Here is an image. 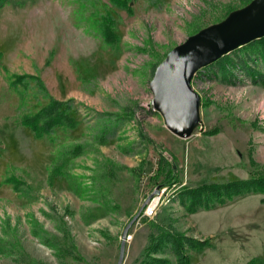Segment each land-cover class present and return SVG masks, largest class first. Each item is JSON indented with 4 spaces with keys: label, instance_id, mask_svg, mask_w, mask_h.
I'll return each instance as SVG.
<instances>
[{
    "label": "rangeland",
    "instance_id": "374dc122",
    "mask_svg": "<svg viewBox=\"0 0 264 264\" xmlns=\"http://www.w3.org/2000/svg\"><path fill=\"white\" fill-rule=\"evenodd\" d=\"M127 1L129 10L109 0L0 5V264H116L121 232L141 207L121 264H155L146 247L158 224L205 240L186 249L187 264H264L262 194L194 210L178 196L264 174V83L237 66L248 48L230 51L225 70L214 62L194 75L200 124L190 137L171 133L149 105L148 83L167 51L250 0ZM104 14L114 44L100 35ZM246 57L264 77L263 59ZM10 73L36 74L47 93L73 98L76 125L34 136L19 120L45 105L47 93L34 80L10 87ZM165 168L175 181L160 187ZM9 175L20 189L3 182ZM152 255L178 264L168 247Z\"/></svg>",
    "mask_w": 264,
    "mask_h": 264
},
{
    "label": "water",
    "instance_id": "95a60500",
    "mask_svg": "<svg viewBox=\"0 0 264 264\" xmlns=\"http://www.w3.org/2000/svg\"><path fill=\"white\" fill-rule=\"evenodd\" d=\"M262 36L264 0H250L169 49L154 67L148 83L152 92L149 105L161 114L165 127L177 137H190L200 124L201 98L191 85L196 72L222 55ZM158 192L159 189L152 191L143 204ZM139 211L121 232L116 264H121L123 260L128 229L137 219Z\"/></svg>",
    "mask_w": 264,
    "mask_h": 264
},
{
    "label": "trees",
    "instance_id": "16d2710c",
    "mask_svg": "<svg viewBox=\"0 0 264 264\" xmlns=\"http://www.w3.org/2000/svg\"><path fill=\"white\" fill-rule=\"evenodd\" d=\"M6 0H0V5ZM116 6H121L130 9L127 5V0H109ZM113 19L110 14H104L100 19V35L105 44H114L116 35L112 29ZM240 47L248 48V58L251 61L256 60V56H259L264 61V36L254 39ZM238 47V48H240ZM228 54V53H227ZM227 54L222 55L215 60L221 66V70H225L226 66L234 64L233 59L229 58ZM241 57L238 68L248 73L252 80L255 82L258 78H262L264 83V77L262 73L255 67L254 64H250L247 57ZM212 62V63H214ZM9 76V77H8ZM8 85L12 88L17 86H26L28 80H34L36 85L47 93L43 80L36 74L29 73H10L7 75ZM48 100L45 105L40 107L33 113H25L20 117L19 123L28 127L33 135L41 137L44 134H50L54 127L61 126L66 128H72L76 125V119L71 114L73 98H67L61 100L55 98L51 94L47 93ZM161 163L164 158L162 153ZM165 160V158H164ZM167 169V173H166ZM171 168H165L164 179L158 186H168L175 181L173 175L171 176ZM52 174H49L51 177ZM3 182L11 183L15 189H20V180L14 176L9 175L4 178ZM256 191L262 194L260 201L264 202V174L251 176L249 178L229 181L226 183L212 182L209 184H203L195 188H184L182 191H178L179 201L188 210H194L197 207L208 208L214 203H222L226 199H231L245 191ZM153 224V223H152ZM155 225V224H154ZM156 234L149 235V243L146 247L147 260L155 264H168L165 257H154L153 252L161 251L163 248L168 247L175 257L178 264H187L188 255L186 249L190 247L201 248L205 244V240H196L191 237L176 231L173 227L155 225Z\"/></svg>",
    "mask_w": 264,
    "mask_h": 264
},
{
    "label": "built area",
    "instance_id": "2783aa9c",
    "mask_svg": "<svg viewBox=\"0 0 264 264\" xmlns=\"http://www.w3.org/2000/svg\"><path fill=\"white\" fill-rule=\"evenodd\" d=\"M153 199H154V197L151 199V202L148 204V206L144 209V215L145 216H151L154 212V207L156 206L157 201H155L153 204H151Z\"/></svg>",
    "mask_w": 264,
    "mask_h": 264
},
{
    "label": "bare ground",
    "instance_id": "6f19581e",
    "mask_svg": "<svg viewBox=\"0 0 264 264\" xmlns=\"http://www.w3.org/2000/svg\"><path fill=\"white\" fill-rule=\"evenodd\" d=\"M155 201H156V200H155V199H153V201H152V203H151V204H153Z\"/></svg>",
    "mask_w": 264,
    "mask_h": 264
}]
</instances>
